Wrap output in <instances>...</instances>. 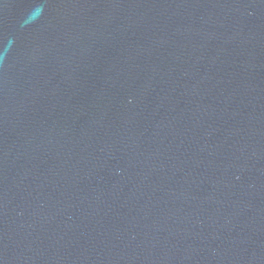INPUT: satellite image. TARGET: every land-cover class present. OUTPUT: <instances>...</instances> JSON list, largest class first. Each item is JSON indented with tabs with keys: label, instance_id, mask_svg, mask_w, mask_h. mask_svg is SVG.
Returning a JSON list of instances; mask_svg holds the SVG:
<instances>
[{
	"label": "water",
	"instance_id": "obj_1",
	"mask_svg": "<svg viewBox=\"0 0 264 264\" xmlns=\"http://www.w3.org/2000/svg\"><path fill=\"white\" fill-rule=\"evenodd\" d=\"M0 264H264V0H0Z\"/></svg>",
	"mask_w": 264,
	"mask_h": 264
}]
</instances>
